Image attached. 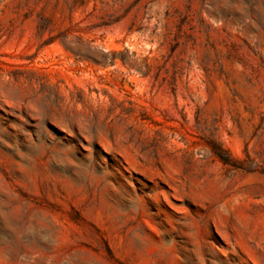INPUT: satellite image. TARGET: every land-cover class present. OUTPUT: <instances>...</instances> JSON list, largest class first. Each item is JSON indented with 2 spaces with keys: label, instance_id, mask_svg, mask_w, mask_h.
Returning <instances> with one entry per match:
<instances>
[{
  "label": "rangeland",
  "instance_id": "rangeland-1",
  "mask_svg": "<svg viewBox=\"0 0 264 264\" xmlns=\"http://www.w3.org/2000/svg\"><path fill=\"white\" fill-rule=\"evenodd\" d=\"M0 264H264V0H0Z\"/></svg>",
  "mask_w": 264,
  "mask_h": 264
}]
</instances>
